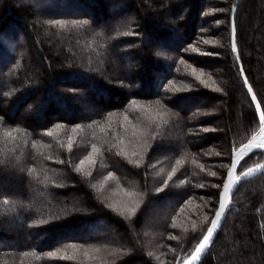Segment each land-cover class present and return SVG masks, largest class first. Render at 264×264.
Returning a JSON list of instances; mask_svg holds the SVG:
<instances>
[{"label":"trees","instance_id":"16d2710c","mask_svg":"<svg viewBox=\"0 0 264 264\" xmlns=\"http://www.w3.org/2000/svg\"><path fill=\"white\" fill-rule=\"evenodd\" d=\"M237 2L0 0V184L23 180L21 193L0 192V264H175L193 253L233 149L260 126L242 72L264 111V0L235 11L240 60ZM124 8L133 21L101 25ZM262 161L254 150L238 173ZM14 219L28 239L7 227ZM98 223L125 239L92 233ZM202 264H264V172L234 192Z\"/></svg>","mask_w":264,"mask_h":264},{"label":"water","instance_id":"95a60500","mask_svg":"<svg viewBox=\"0 0 264 264\" xmlns=\"http://www.w3.org/2000/svg\"><path fill=\"white\" fill-rule=\"evenodd\" d=\"M240 1L241 0H238L237 4L233 7V9H232V15H231V47H232V50H233L234 54L237 56L238 60H240V56H239V49H238V45H237V41H236L235 11H236V9H237L238 4H239ZM242 73H243L244 80L245 79L247 80V83H245L246 88H247V91H248V88L249 87H251V89H252V92H249L248 91L251 99H252V96L253 95H255V97H256V99L255 100L252 99V101H253V104H254L255 109L257 111L258 118H259V113L261 111H263V108H262V106L260 108H257L256 107V105L258 103L260 104V102H259V100H258V98H257V96H256V94H255V92H254L251 84L249 83V81H248L245 73L244 72H242ZM263 135H264V132H261V125H260L259 126V129L247 141H245L244 143H242L241 145H239L238 147H236V148L233 149L231 165L228 168V171L226 173V177H225V179L223 181V184L221 186V189H220L218 206H217V209H216V211H215V213H214V215H213V217H212V219H211V221H210V223L208 225V227L211 226V222L215 218V215H216L217 211L219 210L220 204L223 202L225 204V210H224V212L221 215V219L218 222V226L214 230L213 235L210 238V241L207 243V245L205 246V248L201 252V254H200V256H199L198 259H195V260L192 259V255H193V253H195L196 248L199 247L200 243L203 240V237H202L201 241L199 242V244L196 246L194 252L185 261H183L182 263H180L179 262V259H178L175 264H202V262L205 260L206 256L208 255V253H209L212 245L214 244V242L216 240V237L218 236V233H219V231H220V229H221V227H222V225H223V223L225 221L226 215L228 213V210H229L230 205H231V202H232V196H233L234 192L237 190V188L240 185L246 183L247 181L251 180L252 178H254V177H256L259 174H261V173L264 172V161H262V162H260V163H258L256 165L250 167L251 169L254 170L251 175L244 176V174H243L244 172H247L248 169H250V168H248L247 170H245V171H243L241 173H238V166H239L240 162L247 155H249L251 152H253L254 150H257L258 149V148H255V147H253L251 149H247V148H245V145H247L250 141H252L253 137L256 138L255 139V143L259 144L260 141L258 143V140ZM233 163L236 164V167L235 168L233 167ZM229 173L232 174L233 179H235L237 176H239L240 177V180L237 181L236 184L230 189L229 195L228 196H225L224 193H223V187H224V184L227 183V181H228ZM206 234H207V229H206L204 235H206Z\"/></svg>","mask_w":264,"mask_h":264},{"label":"rangeland","instance_id":"374dc122","mask_svg":"<svg viewBox=\"0 0 264 264\" xmlns=\"http://www.w3.org/2000/svg\"><path fill=\"white\" fill-rule=\"evenodd\" d=\"M16 1H19V2H29V0H16ZM31 1H35V0H31ZM36 1H39V2H41V3H44V2H46L47 0H36ZM54 2V0H51V3H49V4H52ZM75 4H73V3H71V4H67V3H62V6H61V8H62V10H67V9H73V8H75ZM114 5L112 6V8H110V11H112V10H114ZM42 9V10H41ZM41 9H37V12H45L47 9L46 8H41ZM126 9V10H125ZM125 10V12H123L122 14H123V16H121V18H119V16L117 15V16H115L114 18H113V16H112V19H110V20H108V21H106V22H104L103 24H101L102 26H112V25H118V24H121V23H128V22H131V21H133L134 20V15H135V11L132 9V8H130V9H128V8H124L123 9V11ZM156 13V15H158V11H156L155 12ZM175 15H177L176 13H173V14H171L169 11L168 12H166V18H171L172 16H175ZM213 19H214V17H213ZM127 47H124V46H118L117 47V49H129V48H131V46L129 45H126ZM161 49V50H166L167 49V47H165V46H163V45H161V46H154V49ZM156 49V50H157ZM124 62H125V64H127V67L128 66H134V65H136V64H130V63H128V60L124 57ZM113 70V72H115L116 71V69H112ZM200 74V73H199ZM200 76H203V74L201 73L200 74ZM6 78V77H5ZM7 78H8V76H7ZM2 78L0 77V80H1ZM126 79L129 81L130 80V77L129 76H127L126 77ZM80 98L82 97L83 98V100H81L82 101V110L84 111V112H86V114L90 111L87 107V105H86V103H85V91H84V89L82 90L81 89V91H80V96H79ZM216 105H222V103L220 102V100L219 101H215L214 102ZM210 105V103H207V102H205V103H203L201 106H197V107H193V108H191V110H192V112L190 113L191 114V117H192V115H193V113H196L199 109L201 110V109H203L204 107H208ZM23 112H24V114H26V113H28V112H30V109H26V110H23ZM224 123H225V125L227 126V121H224ZM219 125L220 126H222L223 125V123H221V122H219ZM222 129V128H221ZM241 145V144H240ZM236 148V147H235ZM230 167V166H229ZM239 167V166H238ZM228 171V170H227ZM226 177V176H225ZM11 178H12V175H11ZM253 179V178H252ZM11 180V179H10ZM22 178H20V176H19V174H17V177L16 178H14V176H13V178H12V183L11 182H2L1 184H0V192H3L4 190H13L14 192H16L17 194H19V193H21V187H22ZM248 182V181H247ZM74 198H77V197H75L74 196ZM164 203H161V204H158V205H156V208H152L151 210H149V211H147V213H146V215H145V224H144V227H148V226H155L154 225V222L158 219V217L160 216V213L162 212L161 211V209L159 208V206H162ZM157 206H158V208H157ZM194 212H197L198 214H200V215H202V217H204L205 216V213L203 212H201L198 208H197V206H196V208H194ZM22 224V220H20V219H14L13 221H9L8 223H7V227L8 228H10V229H15L17 232H16V234H24V236H25V238L26 239H28L29 238V235H28V233H27V231H20V229H18V227L20 226ZM107 229L108 228H106L105 227V225H102V224H96L95 225V227H93V228H91V232L92 233H99L100 231L101 232H107ZM109 230V232H111V234L114 236V237H116V238H118V237H120V238H123V239H125V236L123 235V234H121V235H118V233L116 234L115 233V230L113 231V229L112 228H109L108 229ZM220 232V231H219ZM32 234V233H31ZM34 234V233H33ZM4 242H6V241H4ZM7 242H10V241H7ZM187 259V258H186ZM186 259H183V260H181V261H179L180 263H182L183 261H185Z\"/></svg>","mask_w":264,"mask_h":264},{"label":"snow or ice","instance_id":"6c2138e0","mask_svg":"<svg viewBox=\"0 0 264 264\" xmlns=\"http://www.w3.org/2000/svg\"><path fill=\"white\" fill-rule=\"evenodd\" d=\"M56 23H60L62 24L63 22L61 21H57ZM74 24L76 23H81V24H88L89 22L87 20H84V21H80V22H77V21H73ZM245 83H247V80L245 79ZM248 91L249 92H252V89L251 87L248 88ZM252 99L255 100L256 97L255 95L252 96ZM257 108H260L261 105L258 103L256 105ZM259 123L261 125V132H264V111H261L259 113ZM204 131H207V129H204ZM50 135V133H49ZM255 137H253L252 141H250L247 145H245V148L247 149H251L253 147L255 148H258V149H264V143H255ZM93 147V151H95V145L92 146ZM92 161V158L91 156H87L85 159L81 160L80 161V164L83 165L85 164L86 162H91ZM233 167L235 168L236 167V164L233 163ZM254 170L253 169H248L247 172H244V176H248V175H251L252 172ZM213 175H215V173H213ZM240 180V177L237 176L235 179H233L232 177V174L229 173V176H228V181L227 183L224 184V187H223V193L225 196H228L229 195V192H230V189L236 184L237 181ZM225 210V204L222 202L219 206V210L217 211L216 215H215V218L212 220L211 222V226L207 228V234L203 236V240L202 242L200 243L199 247L196 248L195 250V253H193L192 255V259H198L201 252L203 251V249L205 248V246L207 245V243L210 241V238L212 237L213 235V232L214 230L216 229V227L218 226V222L220 221L221 219V215L222 213L224 212ZM128 211L130 212H134L135 209H129ZM41 223H44L43 221H41Z\"/></svg>","mask_w":264,"mask_h":264},{"label":"bare ground","instance_id":"6f19581e","mask_svg":"<svg viewBox=\"0 0 264 264\" xmlns=\"http://www.w3.org/2000/svg\"><path fill=\"white\" fill-rule=\"evenodd\" d=\"M259 141H260V143H264V135L259 138L258 143H259Z\"/></svg>","mask_w":264,"mask_h":264}]
</instances>
